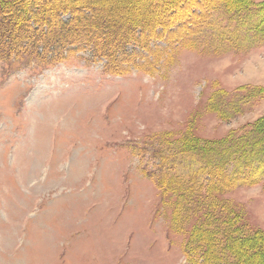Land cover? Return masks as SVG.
<instances>
[{
	"label": "rangeland",
	"instance_id": "rangeland-1",
	"mask_svg": "<svg viewBox=\"0 0 264 264\" xmlns=\"http://www.w3.org/2000/svg\"><path fill=\"white\" fill-rule=\"evenodd\" d=\"M231 1L264 14V0ZM243 17L216 10L206 33L130 47L122 76L86 51L55 65L0 57V264H191L184 247L202 217L185 211L175 227L180 182L167 176L200 162L177 143L263 139L252 129L264 118V25ZM244 172L230 161L237 181L217 192L216 215L264 243V173Z\"/></svg>",
	"mask_w": 264,
	"mask_h": 264
},
{
	"label": "trees",
	"instance_id": "trees-1",
	"mask_svg": "<svg viewBox=\"0 0 264 264\" xmlns=\"http://www.w3.org/2000/svg\"><path fill=\"white\" fill-rule=\"evenodd\" d=\"M119 1L0 0V57L6 60L28 57L42 65H55L78 51H86L93 55V60L105 61L107 73L122 76L127 74L134 59L129 55L130 47L143 49L172 36L206 33L211 26L212 12L216 10L231 17L238 13L244 16L245 23L253 21L255 26L264 25L263 7L236 10L231 0ZM143 4L148 6V11L140 10ZM116 8H135L140 12L134 16L132 13L119 15ZM252 25L248 26L249 31L259 34L258 28ZM173 28L179 31L172 33ZM252 132L254 136L263 135L261 143L243 138L227 145L205 144L199 150V144L191 137L186 136L177 143L183 156L193 155V159L199 158L200 162V166L196 165L198 170H191L188 178L166 177L173 184L180 182L174 190V212L180 207L175 227L179 228L185 221V211L190 215L191 210L192 216L204 219L194 225L185 243V255L191 264H250L251 259L252 264H264V243L260 234L244 236L242 225L226 207V217L219 219L216 215V211H223L216 205L217 192L232 188L237 181L235 176H226L230 161H235L237 170L245 171L242 174L249 182L258 181L257 174L264 173V118ZM211 155L214 160L209 158ZM169 186L168 183L162 187L169 191ZM203 192L205 196L201 195ZM193 208L200 209L193 211Z\"/></svg>",
	"mask_w": 264,
	"mask_h": 264
}]
</instances>
